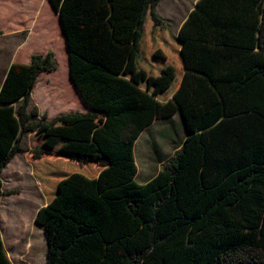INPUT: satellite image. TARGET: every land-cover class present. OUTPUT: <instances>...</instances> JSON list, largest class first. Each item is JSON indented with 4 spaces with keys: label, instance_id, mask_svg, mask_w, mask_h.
<instances>
[{
    "label": "trees",
    "instance_id": "1",
    "mask_svg": "<svg viewBox=\"0 0 264 264\" xmlns=\"http://www.w3.org/2000/svg\"><path fill=\"white\" fill-rule=\"evenodd\" d=\"M49 1L91 110L32 119L38 76L57 67L51 50L13 63L0 90V173L22 149L66 160L35 216L46 264H264V0H197L176 36L156 12L160 0ZM146 32L160 34V54L139 51ZM134 54L151 76L160 67L159 95L180 79L170 98L136 82L145 72L130 66ZM178 112L180 147L137 182L135 141ZM37 130L44 142L24 148L22 135ZM0 264H14L1 230Z\"/></svg>",
    "mask_w": 264,
    "mask_h": 264
},
{
    "label": "rangeland",
    "instance_id": "2",
    "mask_svg": "<svg viewBox=\"0 0 264 264\" xmlns=\"http://www.w3.org/2000/svg\"><path fill=\"white\" fill-rule=\"evenodd\" d=\"M23 1L24 0H6L4 2V0H0V78L9 64L16 62L27 65L33 53H43L44 51L51 50L57 61V70L43 73L40 78L38 77L39 80H37L35 86L36 96H31L28 108L30 110L33 106H37L39 114L33 116L32 119H40L43 113L46 114V119H49V113L51 114L55 111L57 108L56 106L59 104L58 107L64 108L65 112L80 110V108H78L79 105H77L78 107L75 105L76 101L74 99V94L69 86H67L69 87L67 90L65 87L68 95V102L63 101L62 104L61 102L57 104L54 103L57 102L55 97H53V101H50L52 100V97H50L49 105L44 103L47 102V99L44 97L48 94L41 92L45 90L47 85L51 87L52 83L54 84L55 75L62 80V86H66L65 74L68 66L66 48L63 45L61 36L55 34L51 30L50 23L48 24V31L41 25L45 33L41 34L35 32L25 40H23L19 34L7 31L16 24V20L19 17V6L23 4ZM196 1L197 0H160L157 9L159 13L166 18L167 27L175 30L179 20L186 17L194 7ZM171 49L172 48H169L172 52ZM174 86L175 84H172L168 91L160 96L161 100H164L166 94L173 91ZM54 87V91H56V84H54ZM40 93L44 100L40 97ZM57 99L60 101L59 98ZM64 111L60 110L58 112ZM185 135L186 127L178 113L170 118L157 119L150 129L143 131L134 144V157L138 170L136 175L137 182L144 183L151 179L163 167L166 160L180 147L179 145L182 143ZM35 142L36 140L34 137L32 136L29 139V132H25L22 135L20 143L24 148H30L34 146ZM30 153L28 149L20 150L17 153L15 162L8 167V170L3 175L6 181V185H4L5 190H3L5 193L3 195L4 197L12 196L5 200L1 208L0 230L4 235L3 237L7 245L9 243L14 244L18 251L25 250L26 248L24 246L27 245H25V242L29 240L31 246L29 245L30 248L26 251L28 255L26 254L25 256H27V258L23 259L20 253H17V259L20 264H44L46 244L41 227L37 225L34 226L33 222L38 208L47 202L48 199L45 194L48 193L50 189L46 184L43 186V183L38 180L37 174L40 170V166L45 169L55 168L56 170L66 171V168L63 167L65 165L64 161L66 160L62 157H56L53 158L54 160L32 162L23 156ZM70 167H75V169L78 167L79 172L88 176L94 173V170L88 169L89 167L81 166L74 162L71 163ZM8 185H10V188H8ZM22 220L25 223L23 222L19 226L18 223ZM20 234H24L23 239L25 240L19 245L17 243L22 239V237L19 238ZM8 246L11 247L10 245ZM40 248L42 249L40 250Z\"/></svg>",
    "mask_w": 264,
    "mask_h": 264
},
{
    "label": "crops",
    "instance_id": "3",
    "mask_svg": "<svg viewBox=\"0 0 264 264\" xmlns=\"http://www.w3.org/2000/svg\"><path fill=\"white\" fill-rule=\"evenodd\" d=\"M5 1L6 0H4V2ZM156 12L158 13V15L160 17H162L164 20H166V18L159 13V11L157 9V6H156ZM18 13H19V17L16 20V24L13 27H11L10 30H7V31H12L15 34H19L23 40L27 39L29 36H31L35 32L41 33V34L45 33L43 31V29L41 28V25L44 26L47 29V31H48L49 30V28H48V24L49 23L51 24L50 25L51 30L55 34H59L61 36L62 41H63V45L66 48L65 51H66L67 58H68V66H67V71H66V74H65L66 75V86L65 87H66V90L69 89V87L72 89L73 94H74V99L76 101V104L75 105L76 106L79 105V107L78 106L77 107L80 108V110L78 109V110H74V111H78V112H87V111H90L91 108L83 101V99L81 98L78 90L76 89V87L74 86V84L72 83L71 78H70V72H69V54H68V50H67V46H66V40H65L64 30H63V27H62V23H61V20H60L58 11L53 7V5L51 4V2L49 0H24L23 1V4L19 6ZM187 15H186V17H187ZM185 18L179 20V22H178L175 30H172L171 28L168 27V29H169V31H170V33L172 35H174V36L177 35L178 30H179L180 26L182 25L183 21L185 20ZM148 33L149 32H146V34L143 36V39H142L141 44H140L139 51L144 56H146V57L147 56H151V55L153 56L156 53H159L160 54L162 52V49L164 50V48H163L164 47L163 46V42L160 41V37H159L160 34L159 33H155L154 35H149ZM156 37H157L158 40L156 39ZM46 52L47 51H44L43 53H46ZM163 58L165 59L164 60V63H166L165 61H167L168 59H172L171 57H167V56L166 57H163ZM159 61H160V63L158 64V66L162 63L161 58H159ZM13 63H16V62H13ZM168 63H170V62H168ZM12 64H9L6 67V69L3 72L2 77L0 78V90H1V87H2L3 82L5 80V77L7 75V72H8V70L11 67ZM131 64H134V66H137V67H141V68L143 67L142 68L143 69V72H145V74L143 75V79L142 80H139V81H136L135 80V81L140 86H142L144 89H146L147 91H149L151 94H153L157 98L161 99L160 98L161 95H159L158 90H160L161 86L165 84V81L166 80L162 79V77L164 75L162 76V74L160 72V69H159L160 67H156L154 69L156 71V75L151 76L149 74V70L151 69V67L147 66L146 62L143 63V61L141 59H139V57H136L135 54L134 55H130V66H131ZM176 64L179 65V66H182L181 64H178V63H176ZM56 68L53 69V70L56 71L57 70ZM163 68H164V66H163ZM51 71L52 70L43 71V72H41L39 74L38 77L40 78L41 74L47 73V72H51ZM131 73H132V71H130V78H133L131 76ZM54 77H55V79H54V81H55L58 78V76L55 75ZM151 77H154V79H151ZM39 78L37 80H39ZM179 81H180V79L175 83V86H174L173 91H171L168 94H166V97H164V99H168V98H170V96H172L173 92L175 91V89L177 88V86L179 84ZM36 84H37V82H36ZM36 84H35V86H36ZM54 84L52 83L51 87H54ZM35 86L33 87V90H32V93H31V96L32 97L36 96V93H35L36 87ZM67 86H69V87H67ZM51 87L47 85V87L45 88V90L44 91L42 90V92H41V93L45 92V93L48 94V95L46 94L47 96L44 97V98L47 99V102H44V103H47L48 104L50 97H52V100H50V101H53V97H55V100L57 102H54V103H57V104L60 103V102L62 104L63 101L64 102H68L69 101L67 99L68 95L66 93L65 87L62 86L61 83L60 84H56V88H57L56 91H54L55 87L54 88H51ZM41 93H40V97L43 98V96H42ZM44 98H43V100H44ZM57 98H59L60 101H58ZM17 103H18V101H15V102H13L11 104L14 107V110L18 106ZM58 106H56L58 109L56 108V110L53 111L51 114L49 113V119H46V120L49 121V120L55 118L58 115H61V114H64V113H68V112H65L64 111L65 110L64 108H60ZM68 106H70V105H68ZM65 108H67V107H65ZM28 110H29V108H28ZM60 110L61 111H64V112H60L59 113L58 111H60ZM69 112H73V111H69ZM178 115L181 118V113L180 112H178ZM176 117H178V116H176ZM156 121H157V119L151 125H149L146 129H144L143 131L150 129L152 127V125ZM27 132H29V139L32 136L34 137V139L36 140L35 144H37V143H43L44 142L45 138L39 136V133L40 132L38 130L37 131H27ZM19 151L16 152V154L14 155V157L10 160V162L5 166V168L0 173V178H1L2 184H3L2 185L3 190H5L4 185H6V181L4 180V176L3 175L8 170V167H10L13 162H15L17 153ZM23 156H25V158H27L28 160H31L32 162H38V161H41V160L48 161V160H51V159L54 160L53 158H56V156L46 155L43 158L36 160V159H34L32 157V154L31 153L30 154H25ZM9 175H11V174H9ZM12 178H13V176H12ZM37 178H38L39 181H41L43 183V186H44V184H46V186L49 188V184H50V188L52 189L53 184H54V181H55L54 169L52 168V169L49 170V169L43 168L42 170H39L38 171V174H37ZM8 186H9L8 188H10V185H8ZM13 189H16V188H13ZM10 196H12V195H10ZM10 196L9 197H7V196L4 197V195L1 196V199H0V216H1V208H2L5 200L11 198ZM45 196L48 199L47 193L45 194ZM35 216H36V214H35ZM33 225L34 226H36V225L39 226L37 223H35V220H34V224ZM41 231H42V228H41ZM1 234H2V238H3L2 239L3 240V244H4V247H5V250H6L7 254H8V257L10 258V260L14 264H20L19 261H18V259H17V253H20V255L22 256V258L23 259H26L27 256H25V255L27 254L26 251H28V248H26V246H24L26 248L25 250H23V251L19 250L18 251L15 248L14 244H11V243L8 244V245L11 246V247H9L7 245L4 237H3L4 235H3L2 231H1ZM42 235H43V233H42ZM21 236H19V238H21ZM24 240L20 239L17 244L20 245L21 243H23ZM26 243H27V241L25 242V245H26ZM41 249L42 248H40V250ZM45 252H46V250H45ZM42 258H43V256H42ZM43 261H44V258H43ZM43 263L46 264V258H45V262H43Z\"/></svg>",
    "mask_w": 264,
    "mask_h": 264
},
{
    "label": "bare ground",
    "instance_id": "4",
    "mask_svg": "<svg viewBox=\"0 0 264 264\" xmlns=\"http://www.w3.org/2000/svg\"><path fill=\"white\" fill-rule=\"evenodd\" d=\"M21 200H22V199H21ZM29 202H30V201H29ZM29 202H28V203H29ZM13 206H14V205H13ZM34 206H35V205H34ZM21 210H22V209H21ZM30 214H31V213H30ZM27 215H28V214H27ZM23 216H24V215H23ZM16 217H17V216H16ZM28 217H29V216H28ZM20 218H21V217H20ZM23 220H24V219H23ZM23 220H22L21 222L18 223L19 226H20V224H22V223L24 222ZM27 220H29V219H27ZM30 220H31V219H30ZM14 221H16V220H14ZM17 221H18V219H17ZM19 221H20V220H19ZM25 221H26V220H25ZM27 222H28V221H27ZM29 222H30V221H29ZM15 223H16V222H15ZM15 223H14V224H15ZM24 223H25V222H24ZM15 226H16V225H15ZM20 228H21V227H20ZM29 229H30V226H29ZM16 230H17V229H16ZM22 230H23V229H22ZM28 234H29V232H28ZM23 235H24V234H23ZM23 235H22V236L20 235V236L22 237V240H24V239H23V238H24ZM26 244H27V245H26V248L29 249L30 246H31V244H29V240H27V243H26ZM29 245H30V246H29Z\"/></svg>",
    "mask_w": 264,
    "mask_h": 264
},
{
    "label": "water",
    "instance_id": "5",
    "mask_svg": "<svg viewBox=\"0 0 264 264\" xmlns=\"http://www.w3.org/2000/svg\"><path fill=\"white\" fill-rule=\"evenodd\" d=\"M63 27V26H62ZM64 30V29H63ZM64 35H65V32H64ZM65 40H66V35H65ZM66 46H67V42H66ZM67 50H68V47H67ZM68 54H69V51H68ZM71 78V77H70ZM72 81V80H71ZM73 83V82H72ZM74 84V83H73ZM75 86V85H74ZM80 94V93H79ZM81 96V95H80ZM82 98V97H81ZM182 118V116H181ZM183 120V119H182ZM184 122V121H183Z\"/></svg>",
    "mask_w": 264,
    "mask_h": 264
}]
</instances>
